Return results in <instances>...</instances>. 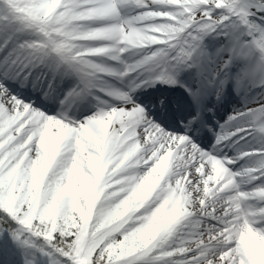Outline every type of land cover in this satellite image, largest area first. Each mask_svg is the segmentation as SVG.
Returning a JSON list of instances; mask_svg holds the SVG:
<instances>
[{
    "label": "snow or ice",
    "instance_id": "snow-or-ice-1",
    "mask_svg": "<svg viewBox=\"0 0 264 264\" xmlns=\"http://www.w3.org/2000/svg\"><path fill=\"white\" fill-rule=\"evenodd\" d=\"M25 233L62 264H264V0H0L3 264H36Z\"/></svg>",
    "mask_w": 264,
    "mask_h": 264
},
{
    "label": "rangeland",
    "instance_id": "rangeland-1",
    "mask_svg": "<svg viewBox=\"0 0 264 264\" xmlns=\"http://www.w3.org/2000/svg\"><path fill=\"white\" fill-rule=\"evenodd\" d=\"M222 39V38H220ZM206 43H208L209 45V50L210 51H214L216 48H219L221 47L222 45L219 44V43H216L215 40L213 38H209L208 41H206ZM194 74H195V71H193ZM234 90V89H233ZM232 91V90H231ZM235 91V90H234ZM236 92V91H235ZM232 94H236V93H233ZM231 94H229L230 96ZM99 100L95 99L94 97H89V101H90V105H89V114H93L95 113L96 111H93V105L95 104L94 101L100 103V104H103L104 101L107 99L106 96H100ZM240 103H242L240 106H238L239 108H242L243 107V104H244V99L241 95V98H240ZM228 105H232V106H228L225 114L223 115V117L228 120V117L232 114L233 110H234V106L233 104L231 103H228ZM92 108V109H91ZM238 108V109H239ZM236 109V108H235ZM50 114H56V110ZM214 120H219V119H216V117H213ZM247 148V146L242 149V150H245ZM230 155V154H229ZM17 245L18 247L21 249V251L23 252L24 256H28V253L35 256L36 259H37V264H52V260L49 258V256L47 254H45L44 252H40L38 250H36L34 247H31V246H22L20 241H17Z\"/></svg>",
    "mask_w": 264,
    "mask_h": 264
},
{
    "label": "bare ground",
    "instance_id": "bare-ground-1",
    "mask_svg": "<svg viewBox=\"0 0 264 264\" xmlns=\"http://www.w3.org/2000/svg\"><path fill=\"white\" fill-rule=\"evenodd\" d=\"M192 76H193L192 73H191V74L185 73V74H183V75L181 76V80L187 82L188 80H190V79L192 78ZM158 86H160L159 83L155 84L154 87H149V88L141 89V90H139V91L136 93V96L139 97V100H140V101H147L148 99H150V98H152V97H154L155 95H157V94L160 93V92H159V89H158ZM179 87H180V86H179ZM179 89L183 90L182 87H180ZM100 94H102V93H101V92H97V95H100ZM233 100H235V99H232V101H233ZM230 102H231V101H230ZM95 105H96V106L93 105V111H97L98 106H101V105H103V104H100V103L95 102ZM55 110H56V112H59V111H60V109H59L58 107H55ZM223 110H225V106H224V109L219 110V113H218L217 115H215L217 119H220V118H221V116H222V114H223ZM223 123H224V122H221V124H223ZM219 130H220V129H219V125H215V131L218 132ZM202 139H203L204 144L207 145V146H211V145L213 144L212 141H210V140H209L208 138H206V137H202ZM247 146H248V145H247ZM226 151H228L229 154H232V155H234V156H237V154L239 153V152H237L234 148H229V149H227ZM240 163L243 165L245 162H244V161H241Z\"/></svg>",
    "mask_w": 264,
    "mask_h": 264
},
{
    "label": "trees",
    "instance_id": "trees-1",
    "mask_svg": "<svg viewBox=\"0 0 264 264\" xmlns=\"http://www.w3.org/2000/svg\"><path fill=\"white\" fill-rule=\"evenodd\" d=\"M22 240L25 244L33 245L36 249L46 252L48 256H51L54 264H62V262L66 259L61 256L60 253L57 252L56 249L52 247L43 237H35L31 234L25 233Z\"/></svg>",
    "mask_w": 264,
    "mask_h": 264
}]
</instances>
